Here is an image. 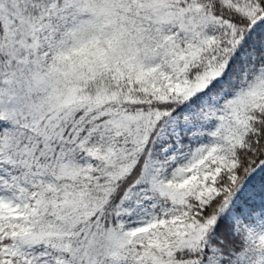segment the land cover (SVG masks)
I'll use <instances>...</instances> for the list:
<instances>
[{
    "label": "snow or ice",
    "instance_id": "1",
    "mask_svg": "<svg viewBox=\"0 0 264 264\" xmlns=\"http://www.w3.org/2000/svg\"><path fill=\"white\" fill-rule=\"evenodd\" d=\"M0 264H264V0H0Z\"/></svg>",
    "mask_w": 264,
    "mask_h": 264
}]
</instances>
